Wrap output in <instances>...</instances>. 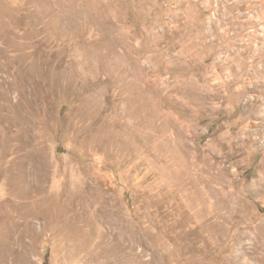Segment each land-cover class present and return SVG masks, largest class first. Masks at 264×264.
I'll return each mask as SVG.
<instances>
[{"label":"rangeland","instance_id":"rangeland-1","mask_svg":"<svg viewBox=\"0 0 264 264\" xmlns=\"http://www.w3.org/2000/svg\"><path fill=\"white\" fill-rule=\"evenodd\" d=\"M0 264H264V0H0Z\"/></svg>","mask_w":264,"mask_h":264}]
</instances>
